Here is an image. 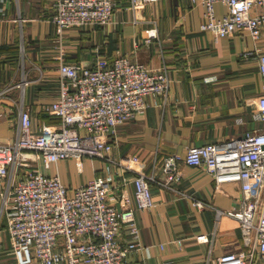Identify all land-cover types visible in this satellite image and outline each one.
Instances as JSON below:
<instances>
[{"label":"crops","instance_id":"obj_1","mask_svg":"<svg viewBox=\"0 0 264 264\" xmlns=\"http://www.w3.org/2000/svg\"><path fill=\"white\" fill-rule=\"evenodd\" d=\"M115 2L108 27L71 29L62 38L49 20L50 0H0V92L6 89L0 96V140L15 135L22 99L34 127L43 121H60L47 108L58 94L61 45L69 62L110 65L118 56L127 55L162 69L171 81L169 104H151L119 127L112 160L83 157L45 163L40 158L38 163L44 174L59 175L71 192L104 176L112 185L111 201L121 207L128 196L134 207L137 171L162 177L167 155L184 157L191 145L223 144L264 127L257 117L261 93L257 61L243 54L257 44L264 48V34L259 41L245 32L215 41L209 31L201 29L206 7L191 0L151 1L135 11L130 0ZM215 7L217 16L227 11L222 3ZM151 31L157 36L146 43ZM180 167L183 176L174 184L176 190L153 183L155 207L136 211L141 241L149 245V251L130 252L127 264H206L210 256L249 249L243 244L239 221L229 215L218 217L216 211L239 205L240 186L229 183L217 189L203 168L183 159ZM195 199L208 205L199 207ZM199 235L208 241L200 242ZM121 237L130 239L127 228ZM172 238L183 241L159 246ZM0 264H16L5 212L0 213ZM251 264H263L258 253Z\"/></svg>","mask_w":264,"mask_h":264},{"label":"built area","instance_id":"obj_2","mask_svg":"<svg viewBox=\"0 0 264 264\" xmlns=\"http://www.w3.org/2000/svg\"><path fill=\"white\" fill-rule=\"evenodd\" d=\"M50 1L49 20L62 38L71 29L108 27L116 9L115 0ZM130 1L135 11L161 0ZM191 1L206 7L201 29L209 31L215 41L236 32L248 33L259 41L264 34V0ZM216 3L226 5L227 11L217 16ZM156 36V32H149L145 42ZM60 51L58 94L47 108L60 121H43L34 127L22 99L15 135L0 140V213L7 215L16 264H127L130 252L149 251V245L141 241L136 211L155 207L153 183L176 190L174 184L183 176L182 159L203 168L214 178L217 189L235 183L243 192L238 206L216 211L218 217L229 215L239 221L243 244L249 249L210 256L206 264H251L256 253L264 264V127L223 144L191 145L184 157L167 155L162 177L137 171L133 177L134 207L128 196L121 207L111 201L112 185L104 176L84 182L71 192L59 175H47L38 169L40 158L45 163L83 157L112 160L118 128L147 106L170 102L171 81L162 69L127 55L118 56L110 65H85L67 61L62 45ZM243 54L257 61L261 77L257 117L264 122V48L257 44ZM4 92L6 89L0 96ZM195 200L199 207L208 205ZM124 227L130 235L128 241L121 237ZM197 239L208 241L205 235ZM182 241L172 238L159 246Z\"/></svg>","mask_w":264,"mask_h":264},{"label":"rangeland","instance_id":"obj_3","mask_svg":"<svg viewBox=\"0 0 264 264\" xmlns=\"http://www.w3.org/2000/svg\"><path fill=\"white\" fill-rule=\"evenodd\" d=\"M22 52H23L22 54H23V56H24V50H23ZM24 61H25V60H24ZM27 65H28L27 62H25V70H27ZM21 69H22V67H21ZM22 70H23V69H22Z\"/></svg>","mask_w":264,"mask_h":264}]
</instances>
